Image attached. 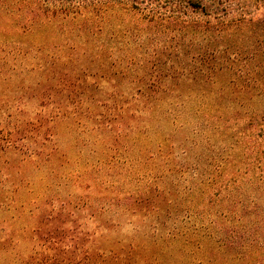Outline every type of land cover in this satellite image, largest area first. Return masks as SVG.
<instances>
[{
    "label": "rangeland",
    "instance_id": "obj_1",
    "mask_svg": "<svg viewBox=\"0 0 264 264\" xmlns=\"http://www.w3.org/2000/svg\"><path fill=\"white\" fill-rule=\"evenodd\" d=\"M260 0L176 23L0 0V264H264Z\"/></svg>",
    "mask_w": 264,
    "mask_h": 264
},
{
    "label": "trees",
    "instance_id": "obj_2",
    "mask_svg": "<svg viewBox=\"0 0 264 264\" xmlns=\"http://www.w3.org/2000/svg\"><path fill=\"white\" fill-rule=\"evenodd\" d=\"M18 9L30 20L38 18H61L76 20L90 13L84 21L101 20L100 15L113 7L126 8L139 16L144 15L151 22L176 23L186 14L188 8L199 10L206 15L220 19L226 16L221 6L226 0H15ZM264 6V0H260ZM237 22H251L254 27L264 26V11L260 17L243 12Z\"/></svg>",
    "mask_w": 264,
    "mask_h": 264
}]
</instances>
